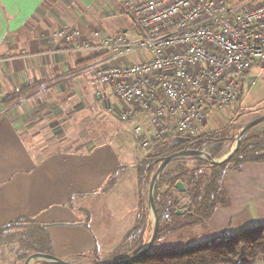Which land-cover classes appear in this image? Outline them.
<instances>
[{"label": "crops", "instance_id": "crops-1", "mask_svg": "<svg viewBox=\"0 0 264 264\" xmlns=\"http://www.w3.org/2000/svg\"><path fill=\"white\" fill-rule=\"evenodd\" d=\"M62 28L136 36L122 0H0V228L29 217L46 225L58 256L105 258L138 220L145 153L135 136L130 147L134 121L118 118L109 90L96 95L95 60L60 39ZM32 83L29 93L3 100ZM226 187L227 206L184 228H195L196 244L264 224V162L230 170Z\"/></svg>", "mask_w": 264, "mask_h": 264}, {"label": "built area", "instance_id": "built-area-1", "mask_svg": "<svg viewBox=\"0 0 264 264\" xmlns=\"http://www.w3.org/2000/svg\"><path fill=\"white\" fill-rule=\"evenodd\" d=\"M136 36L62 28L74 49L102 55L90 83L107 88L122 121H134L138 147L201 135L214 110L236 102L243 82L264 61V0H122ZM135 60L126 62L129 55ZM264 74V65L258 66Z\"/></svg>", "mask_w": 264, "mask_h": 264}, {"label": "trees", "instance_id": "trees-1", "mask_svg": "<svg viewBox=\"0 0 264 264\" xmlns=\"http://www.w3.org/2000/svg\"><path fill=\"white\" fill-rule=\"evenodd\" d=\"M244 1V0H239ZM100 55H91L90 61L98 59ZM264 65V61L255 64L254 69ZM38 86L32 83L19 91L4 96L6 103L15 101L20 96L29 93ZM242 92L239 95L240 99ZM206 130L198 136L188 137L184 143L171 145V139L156 141L150 148L152 151L143 155L137 163L138 182L141 192L145 184L155 171L159 159L175 151L184 148H200L204 143L212 139ZM221 140L225 141L228 136L223 135ZM140 139L137 138L139 143ZM223 145V143H222ZM222 147H219L218 153ZM194 157V156H192ZM264 162V129L250 134L243 139L238 152L227 163L214 164L209 161L197 160L194 165L182 162L176 168L166 173H161L155 185V201L160 218L170 222L168 230L177 231L186 227L206 222L215 212L218 206L229 204L228 190L226 187L227 173L230 170H242L247 163ZM177 181H182L188 191L189 205L187 212L178 213L179 202L184 197L183 193L175 188ZM166 184V185H164ZM166 187L162 191V187ZM146 217L139 214L135 226L125 236L120 249L132 239L133 235L141 233L139 246L142 247V233H145ZM18 231L10 236L12 240L19 242V259L24 260L26 254L33 250H44L54 252L52 240L46 225L29 217H20L12 223L0 228V237L13 230ZM143 233V234H144ZM87 256V254L82 255ZM96 259L99 258L94 251ZM127 256L114 258L115 261ZM258 260L264 261V224L242 231L234 235L220 234L207 242H201L191 247L171 251L153 252L143 256L132 264H255ZM40 264H55L42 261Z\"/></svg>", "mask_w": 264, "mask_h": 264}, {"label": "rangeland", "instance_id": "rangeland-1", "mask_svg": "<svg viewBox=\"0 0 264 264\" xmlns=\"http://www.w3.org/2000/svg\"><path fill=\"white\" fill-rule=\"evenodd\" d=\"M228 4L230 6H235L238 2L242 3L244 1L239 0H227ZM130 21V20H129ZM128 24V23H127ZM129 29V25H128ZM110 32V31H109ZM85 52V51H84ZM135 54L129 55L126 58V62H131L135 60ZM83 77V75H81ZM219 114L211 113L208 116V123L210 126L206 129L207 134L209 136H212L213 138L204 143L199 149H203L204 151L208 152L215 158H223L230 150H233V148L236 145L237 141V135L239 131L242 129V127L251 121L252 119L264 114V74H258L257 69H253L251 71L250 76L245 79L243 82V90H242V96L240 99H238L236 102L232 103L228 107H223L221 109H218L220 111ZM129 125L131 126L130 132H127L128 137L131 138L132 142L130 147L133 149L135 148L134 138L136 137L133 133V122H130ZM264 129V122L254 127L249 133L254 134ZM223 135L228 136V139L223 141L221 138ZM135 136V137H134ZM138 143V142H137ZM223 143V145H222ZM127 148L128 145H126ZM222 147L220 151L217 153L216 150ZM151 149H148L146 152H143L142 149H139V153H149L151 152ZM197 160H204L208 161L206 157H192V156H185L181 158H177L173 160L166 169L162 172L166 173L172 169L174 166L175 168L181 164L182 162H186L189 165H194ZM158 165H156L155 169ZM173 167V168H174ZM171 168V169H170ZM161 174V175H162ZM151 179V177H150ZM145 184L143 192H142V207H141V214L145 215L146 217V227H145V233H142V246L144 247L147 242L149 241L152 232H153V225H154V217L152 210L148 203V186L149 182ZM166 185V184H164ZM162 187V191L166 190V187ZM165 188V190H163ZM189 197H182V199L179 202V209H183L185 213L187 212L188 205H189ZM73 204V203H72ZM76 206V205H75ZM161 219V218H160ZM170 222L166 221L165 219L161 220V228H160V234L158 237V241L156 243V246L153 248V252H171L176 250L185 249L188 247H191L195 245L197 242H200L202 239L195 237L196 231L192 230L195 228L190 229H179L177 231H171L169 232ZM18 230L13 229L9 231L6 235L3 237H0V264H23L25 258L29 253L32 251H29L24 260L19 259V242L16 240H12L10 236L14 233H16ZM141 233H138L136 235H133L132 239L127 243V246H123V249L121 250L120 245L123 242V240L120 242V244L117 246L114 251L110 252L107 257L105 258H95L94 256H84L81 258H78L74 260L76 264H99V262L109 263L112 261H115L114 258L120 257V256H130L137 252L139 249L137 247L139 246L138 241L140 240ZM125 238V237H124ZM199 240V241H196ZM42 259H35L31 264H40Z\"/></svg>", "mask_w": 264, "mask_h": 264}, {"label": "water", "instance_id": "water-1", "mask_svg": "<svg viewBox=\"0 0 264 264\" xmlns=\"http://www.w3.org/2000/svg\"><path fill=\"white\" fill-rule=\"evenodd\" d=\"M262 122H264V114L252 119L251 121H249L248 123H246L242 127V129L239 131V133L236 137L237 138L236 145L233 148L232 153L228 157L215 158L211 154H209L208 152L204 151L203 149H199V148H184L182 150L175 151L169 155L161 157L159 159V164H158L157 168L155 169L154 173L151 176L149 186H148V203H149V206L152 210L153 217H154L153 232H152V235H151L149 241L147 242V244L143 248H141L140 250H138L134 254H132V255L124 258V259L112 261L109 263H104L101 261V262H99V264H132V263H135L138 260H140L143 256L149 254L153 250V248L155 247V245L158 241V237L160 234V228H161L160 214L158 212L157 204H156L155 196H154L155 185H156V182L159 179V176L161 175V173L166 169V167L173 160H175L177 158L185 157V156H194V157H206L209 162L214 163V164L227 163L238 152L240 145H241L243 139L247 136V134L254 127L261 124ZM187 140H188V137L177 136V137H174L173 139H171L170 144L176 145L179 143H184ZM175 188L179 192L183 193V195L185 197L188 198V191L186 189L185 184L182 181H177L175 184ZM163 190H165V188ZM177 212L182 213L184 211H183V209H178ZM37 258L45 260V261H49V262H52L55 264H76L73 261H70V260H67V259H64V258L58 256L54 252L44 251V250H33L31 253H29L27 255L23 264H31L30 263L31 260L37 259Z\"/></svg>", "mask_w": 264, "mask_h": 264}, {"label": "bare ground", "instance_id": "bare-ground-1", "mask_svg": "<svg viewBox=\"0 0 264 264\" xmlns=\"http://www.w3.org/2000/svg\"><path fill=\"white\" fill-rule=\"evenodd\" d=\"M232 153V150H230L224 157H228ZM35 259H32L30 263H32Z\"/></svg>", "mask_w": 264, "mask_h": 264}]
</instances>
